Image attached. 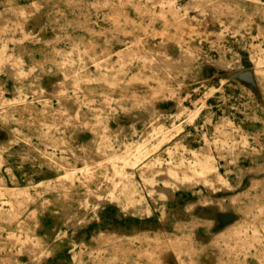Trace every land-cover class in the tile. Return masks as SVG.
<instances>
[{"label": "rangeland", "instance_id": "1", "mask_svg": "<svg viewBox=\"0 0 264 264\" xmlns=\"http://www.w3.org/2000/svg\"><path fill=\"white\" fill-rule=\"evenodd\" d=\"M0 264H264V0H0Z\"/></svg>", "mask_w": 264, "mask_h": 264}, {"label": "bare ground", "instance_id": "2", "mask_svg": "<svg viewBox=\"0 0 264 264\" xmlns=\"http://www.w3.org/2000/svg\"><path fill=\"white\" fill-rule=\"evenodd\" d=\"M14 10V9H13ZM3 31V30H2ZM11 53V52H10ZM68 58V57H67ZM115 67V66H114ZM70 97V96H69ZM91 102V101H90ZM84 166V165H83ZM105 199V198H104ZM3 202V201H2ZM134 236V235H133Z\"/></svg>", "mask_w": 264, "mask_h": 264}]
</instances>
